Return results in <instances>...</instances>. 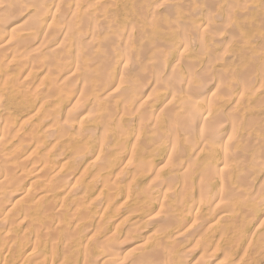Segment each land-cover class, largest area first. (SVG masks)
<instances>
[{"label": "bare ground", "instance_id": "obj_1", "mask_svg": "<svg viewBox=\"0 0 264 264\" xmlns=\"http://www.w3.org/2000/svg\"><path fill=\"white\" fill-rule=\"evenodd\" d=\"M137 1L142 0H0V21L6 16L4 22L3 20L1 22L8 29L3 31L0 22V264H113L119 246L128 244L129 238L134 240L133 238L140 236L142 232H146L147 235L137 243L132 252L133 264H184V261L186 264V260L192 257L196 250L192 251L189 248L183 253L184 250L170 245L166 235L168 229L184 222L187 217L193 216L197 219L204 215L207 199L212 200V196L217 194L223 197L225 194L230 195L237 200L234 218L249 212L256 217L260 205L264 206V196H261L264 194V188L254 194L248 189L249 182L255 179L256 171L260 170V174L264 172L262 153L264 134H237L238 129L232 125L233 122L226 132L227 126L218 124V120L223 117L238 118L239 114L241 118L239 120L248 125L253 118L249 116L245 118V115L256 111L254 108L264 101V94L263 101L258 104L257 95L253 98L247 95L252 90L251 86L246 83L235 84L233 85L235 88H232L227 83L231 77L224 82L226 77L222 79V74L226 70H218L216 65L218 49L216 45L214 46L213 40L206 37L197 41V48L203 50L200 54H206L209 59L207 64L204 63L209 67L204 66L203 72L197 74L196 69L190 68V64L196 65V68L198 63L201 65L203 62L195 63L199 57L197 49L188 57L184 56L189 61H195L193 63L184 61V65L186 64L190 70L185 73L177 70L180 73L177 75L179 77L182 75V80L178 77L179 81L176 80V75L174 78L171 74L170 76L167 74L165 78L166 66L159 67L158 64H155L156 66L152 64L153 74L148 77L149 79L140 78L145 81L142 85L135 75L126 78L127 71L125 69L119 71L121 66L132 64L135 66L131 67L132 69L136 66L141 68L142 61L144 59L148 61L149 54L154 50L149 45H147L149 48H144L143 41L160 39L161 35L165 34L163 28L157 25L149 27V31L141 32L137 25L129 21L128 17L131 15L129 7ZM145 1L143 0V3ZM150 1L153 0H149V13L153 10ZM215 1L218 3L220 0ZM126 4H129V7L125 6ZM212 6L213 11L216 7ZM111 8L113 11H107ZM186 8L189 10L191 6L188 8L186 5ZM200 8L201 11H206L204 17L208 19L205 21L207 24L196 25L202 18L198 19L201 14L195 13L198 9L194 11L193 8L191 11L193 13L189 16L187 14L186 25H189L193 32L198 31L203 36L204 34L206 36L207 31L214 33L220 28L221 22L215 20L208 7L207 10H203L202 6ZM28 9L30 12L33 10V16ZM25 11L29 12V17L15 19L16 15L21 16ZM106 12L107 14L113 12L114 15L120 13V16L110 17ZM141 13L145 14L146 11ZM153 14L156 15V12ZM153 14L150 20L152 22L155 20ZM181 16L183 17L182 14ZM219 16L221 17V13ZM180 19H176L175 22ZM19 20L21 23L11 25ZM224 20L226 24L230 21ZM155 23L156 21L153 25ZM209 24L213 29H217L211 32L212 27L207 26ZM234 25L235 23L232 25L233 29ZM136 27L138 32L140 31L138 36L135 34ZM181 27L180 29H183L186 26ZM206 27H209L208 30ZM189 29L183 33L185 38H178L181 39L180 42L182 41L181 46L185 49L182 53L185 55L189 52L188 35L193 34ZM228 30L227 28L226 31ZM245 31L246 29L244 34L240 31L239 33L245 37ZM126 32L136 43L130 44L133 46L131 50L125 49L120 52L122 42L126 43L129 40L128 35H124ZM214 34L216 35V32ZM123 36H126L127 40H124ZM235 42L240 44L238 41H234V44ZM245 42L247 43L246 40ZM157 44L159 47L161 43ZM227 44L230 43L227 41ZM173 45L171 44V48L177 49L179 44ZM246 45L249 46L250 43ZM158 52L161 56L164 55L161 50ZM48 55L53 57L52 61L50 57L45 58ZM149 64L147 62L146 65L150 67ZM174 67L176 66L174 65L173 69ZM177 71L175 69L174 73ZM32 73L35 77L43 76L39 85L34 84L35 78ZM220 74L221 78L214 82L215 88L218 87L216 92L230 96L231 93L241 92L239 101L235 100L234 106L232 104L229 108L232 110H227L228 114L220 108V116L217 118L223 117L216 119L217 122H214L216 126L210 127L208 123L209 129L207 121L209 122L208 119L211 117H207V120L203 119L205 125L199 128L197 125L199 120L195 119L197 129H194V124V130L191 131L192 124H189L191 118L190 122L188 117L181 118L183 117L181 112L185 110V104L188 102L182 97L183 91L191 88V91L195 90V86L192 87L189 83L199 78L206 80ZM184 76L190 81L187 78L184 81ZM262 79L264 82V76ZM185 82L190 88L187 86L186 89L183 88ZM221 82L227 84L228 88L225 87L227 90L223 88ZM220 86L223 91L218 90ZM262 87L260 88L263 89ZM32 88L34 92L45 89V93L40 97L37 93H32ZM217 94L212 93L211 101H214V105L216 102V105H224L226 94L221 96ZM161 95H171L173 98L164 107L159 106L160 110L152 109L151 106ZM39 97L43 100L40 103L42 107L30 117L31 121L28 123L25 121V124L23 121L22 124L16 125L14 117L20 115L18 111L28 110L36 104L39 106ZM74 97H77L80 103L83 100L91 102L90 113L78 124L73 123L67 112L62 111L63 103H68ZM111 98L115 101H111ZM49 100L55 104L44 109ZM196 102L191 101L192 106ZM187 105L189 106V103ZM225 105L227 107V104ZM212 110L208 112L209 115L214 113ZM37 118L38 120L33 122ZM195 120L192 121L195 123ZM231 120L233 121L232 118ZM41 122L49 125L41 129ZM86 154L96 155L95 161L93 160L94 169L91 170L93 173L88 172L91 165L88 164L87 167L81 165ZM53 156H64L65 159L57 166L54 162L56 158ZM123 160L129 164L128 166L135 165L128 179L123 178L125 175L122 171L116 170L117 174L113 175V169L118 167L116 163ZM158 162L161 165L156 166ZM65 173L67 174L64 175ZM251 177L253 178L250 179ZM67 178L71 180L70 183L65 182ZM112 183L114 185L111 188ZM208 205L206 203V206ZM230 211L229 214L233 213ZM133 218L138 219L135 229L122 238H116L117 230L114 223L121 225ZM154 219H157V224L153 223ZM218 220L217 224L214 222L207 224L208 241L204 247L200 246L202 248L199 251L201 253L199 259L207 257L213 250L215 254L222 252V257L216 264H246L251 257L264 260L262 234L255 238L257 246L250 248L251 241L248 243L249 246L242 243L237 224L218 225L224 222L223 215ZM149 222L154 226H150L152 223ZM262 224L264 219L261 221ZM147 225L152 227L151 231L147 230ZM194 248L198 249L196 246ZM235 256L238 259L235 260ZM247 264L252 263L248 261Z\"/></svg>", "mask_w": 264, "mask_h": 264}, {"label": "rangeland", "instance_id": "obj_2", "mask_svg": "<svg viewBox=\"0 0 264 264\" xmlns=\"http://www.w3.org/2000/svg\"><path fill=\"white\" fill-rule=\"evenodd\" d=\"M226 0H220L218 3L215 1V0H153V1H150V3H151V7L153 8V10L149 13V0H146L144 3H143V0L142 1H137V2H135V4L134 5H130V7H129V4H126L125 6H127V7H129V9H130V12H131V15L128 17V19H129V21L131 20V23H133V24H135V26L137 25L138 26V29H140V31L141 32H145V31H149V27H154V26H159L160 28H163V33H165L164 35H161V38L160 39H155V40H149V39H145V41H143V43L145 44L144 45V48L145 47H147V48H149L147 45H149L150 46V48L151 49H154L153 50V52L152 53H150L149 54V60L148 61H146V59H144V61H142L141 63L143 64L142 65V67L141 68H138L137 66H136V68H133L134 69V71H133V69L131 68V67H135V66H132V64H130V65H126V66H121L122 68H120V72H122L123 71V69H125V71H127V73L125 72V76H126V78H130V77H132L133 75H135L136 76V79L137 80H140L141 82H140V84L142 85L145 81V79H147L148 77H150L153 73H152V64L154 65V66H156L157 64V66H159V65H161V66H166L165 68H166V70H165V73H164V76H165V78H166V76H167V74H168V76H170L169 74H171V75H173L174 76V78H175V75H176V80L179 78L180 80H182V75L179 77L178 75H180V73L177 71V70H181L183 73H185V72H187V70L189 69V67L185 64L184 65V61L185 60H188V59H185L186 57H188V55H190L194 50H197L196 52H199V57H198V59L197 60H190L191 61V63H193V62H195V63H197L198 61H203V62H201V65L199 64H197V67L195 68V66L196 65H194V64H192V66L194 65V67H192L191 66V64H190V68H194V69H196L197 71H196V73L197 74H199V72H203V68H204V66H206L204 63L206 62V64H207V62L209 61V59L207 58V55L206 54H200V52H203V50L201 49V48H197V41L198 40H201V39H203L204 37H206V39H212L213 40V42H214V46L216 45V47H217V49H218V54H217V57L218 58H216V57H214V58H216V60H217V68H218V70H223V69H225L227 72H228V74H227V72L225 71L224 72V74H222V79L223 78H225L223 81L225 82V80H228V77H231V79H229L228 80V84L230 85V86H232V88H235V86H233V85H237V84H247L248 86H251L252 87V90L251 91H249L248 92V97L249 98H253L255 95H257V97H258V100H259V102H258V104L260 103V101H263V94H264V82H263V76H264V38L262 39V37H264V10H263V5H264V0H258V2H256L257 0H227L226 2H225ZM235 1H237V2H235ZM244 1V2H243ZM207 2V3H206ZM211 2V3H210ZM241 2H243V3H241ZM263 2V4H261ZM178 3H181V4H178ZM209 3V4H208ZM223 3V4H222ZM232 3V4H231ZM144 4V5H143ZM176 4V5H175ZM178 4V5H177ZM219 4V5H218ZM175 5V6H174ZM184 5V6H183ZM186 5H188V8L191 6V8H189V10L186 8ZM212 5H214L218 10L216 11V8H213V11H215V13H212L213 11H212ZM221 5V6H220ZM222 5H223V7H222ZM235 5V6H234ZM174 6V7H173ZM183 6V7H182ZM203 7V10H207V7L209 8V10H210V12H211V14L212 15H214L215 16V20H217L219 23L221 22V24L219 25V27L220 28H218V30H216V31H214V33L216 32V35L212 32V30H214V29H217V28H214L213 29V27L211 26V24H209V25H207V26H210V28H211V32L213 33H210L209 31H207L206 32V36H205V34H204V36L201 38L200 36V34H199V32L197 31V32H193L192 31V28L189 26V25H186L187 23V20H186V18L189 16V14L191 15V13H193V12H191V11H193V8H194V11H196L197 9H198V11H196L195 13H198L199 15H200V17L198 18V19H201V20H199L200 22L198 23V24H196L197 26L200 24V26H202V24L203 25H205V24H207L205 21L206 20H208V19H206V17H204V15H205V12L206 11H201V9L202 8H200L199 9V7ZM207 6V7H206ZM211 8H210V7ZM220 6V7H219ZM227 6V7H226ZM260 8H259V7ZM146 7V8H145ZM204 7H206V8H204ZM182 8H185V9H182ZM219 8H221V10H222V12H223V14H222V12H221V10L219 9ZM234 8V9H233ZM178 9H180V12L178 13ZM192 9V10H191ZM215 9V10H214ZM224 9V10H223ZM220 10V11H219ZM28 11L30 12V9H28ZM28 11H25V12H23V14L20 16H18V15H16V17H15V19H19V17H20V19L22 20V19H24V18H27V17H29L28 16ZM33 10L31 9V12H30V14H31V16H33L34 15V12H32ZM107 11H113V9L111 8V9H108ZM144 11H146V15L145 14H143V13H141V12H144ZM173 11H176V13L175 12H173ZM228 11V12H227ZM154 12H156V15L155 14H153ZM183 12V13H182ZM200 12H202V13H200ZM228 14H227V13ZM232 12V13H231ZM183 15V17L181 16V14ZM218 13V14H217ZM219 13H221V17L219 16ZM230 13V14H229ZM17 14H19V13H17ZM25 14V15H24ZM106 14H107V12H106ZM110 14V15H109ZM112 14V15H111ZM151 14H153V15H155L154 17H155V20H154V22L156 21V23L153 25V23L154 22H152V21H150L151 20V18H152V15ZM172 14H173V16H174V14H175V16L173 17L172 16ZM179 14V15H178ZM187 14H188V16H187ZM217 14V15H216ZM226 14H227V16H226ZM233 14V15H232ZM242 14V15H241ZM24 15V16H23ZM27 15V16H26ZM112 16V17H115L116 16V18H119L118 16H120V13H115V15L113 14V12H109L108 14H107V16ZM14 16L15 15H13V19H14ZM182 17L181 19L179 18V17ZM226 18H225V17ZM165 18H167L168 20H164ZM171 18V19H170ZM230 18V19H229ZM4 19H6V16L5 17H3L2 18V22H4ZM173 19H174V21H173ZM179 20L180 19V21H177V22H175V20ZM224 19H226V20H230L229 22H227V24H228V26H226L227 24H226V21L224 20ZM21 20H19V21H17V22H15V23H13V24H11L12 26L14 25V24H16L17 25V23L19 24V23H21ZM31 20V19H30ZM33 20H34V17H33ZM0 21V22H1ZM100 21L102 22L103 20H101V18H100ZM171 23H170V22ZM235 21V22H234ZM236 21H238L239 23V25L241 26H239L240 27V29H246V31H245V33L248 35H246L245 34V37H247V38H245L244 37V35H242V34H244V30H240L239 29V27H238V24L236 23ZM263 21V22H262ZM1 22V26H2V29L4 28V30L3 31H6V30H8L7 29V27L5 26H3V23ZM173 22V23H172ZM174 22L176 23V24H174ZM178 22H180V23H178ZM209 22V21H208ZM235 23V25H234V29L237 31L236 33H235V30L233 29V24ZM241 22H243V23H241ZM224 23H225V26H226V28H224L225 26H224ZM246 24V27H245V24ZM261 23V24H260ZM171 24V25H170ZM152 25V26H151ZM162 25V26H161ZM164 25H166L165 26V28H164ZM176 25V26H175ZM183 25V26H182ZM261 25V26H260ZM15 26V25H14ZM170 26V27H169ZM184 27V26H188V28L186 29V27H184L183 29L185 30L186 29V31H184L183 29H180V27ZM255 26V27H254ZM168 27V28H167ZM175 27V28H174ZM181 27V28H182ZM230 27V28H229ZM236 27H238V29L236 28ZM263 27V28H262ZM189 28H191V29H189ZM207 28V27H206ZM209 28V27H208ZM208 28H207V30H208ZM223 28H224V30H223ZM229 29L228 31H226V29ZM138 29H137V27L135 28V34H137V36H138V33H140V31L138 32ZM189 29V31H192L191 33H193V34H191L190 36L188 35V39H187V41L189 42V44H187L186 46H187V52L189 53H187L186 55L184 54V53H182V51H184L185 49L181 46L182 45V41L180 42V40L181 39H178L179 37L180 38H185L184 37V34L183 33H185V32H187V30ZM257 29V30H256ZM181 30V31H180ZM234 30V31H233ZM180 31V32H179ZM221 31V32H220ZM225 31H226V33H225ZM233 31V32H232ZM239 31L242 33V34H240L239 33ZM182 32V33H181ZM201 32V31H200ZM178 33H180V34H178ZM209 33V34H208ZM221 34V36H220V34ZM224 33V34H223ZM238 33V34H237ZM128 35L127 36V38L129 37V34H128V32H126V33H124V35ZM182 34V35H181ZM230 34H232V36L230 35ZM186 35V34H185ZM200 35V36H199ZM209 35V36H208ZM215 35V36H214ZM223 35V36H222ZM233 37V39H231V37ZM238 35H241V36H238ZM182 36V37H181ZM219 36V37H218ZM225 36V37H224ZM125 39L124 40H127L126 39V36H123ZM131 37V36H130ZM128 38L129 40H127L128 41V43H127V41H126V43H125V41H123L122 42V44H121V46H120V52H123L125 49H127V50H131L132 48H133V46L132 45H130L131 43L133 44V43H136L135 42V40H133L134 38ZM240 37V38H239ZM244 37V39L247 41V43H248V45H249V43H250V47L249 46H247L246 44V42H245V40L243 39L242 41H241V39ZM177 40H176V39ZM217 38V39H216ZM221 38V39H220ZM236 38V39H235ZM237 38L241 41H239V40H237ZM136 39H139L138 37H136ZM173 39V40H172ZM214 39H216V40H214ZM224 39V40H223ZM229 39V40H228ZM172 40V41H171ZM175 40H176V42H175ZM179 40V41H178ZM184 40V39H183ZM222 40V41H221ZM226 40V41H225ZM157 41V42H156ZM194 41V42H193ZM227 41H228V43H230L229 45L227 44ZM234 41H238V42H240V44L239 43H237V42H235V44H234ZM244 41V42H243ZM177 42H178V44L180 45H178L177 44ZM139 43V42H138ZM154 43V44H153ZM157 43H161L160 45H159V47L157 46L158 44ZM176 44V45H178V48L177 49H175L176 47H173V48H171V44L173 45V44ZM196 43V44H195ZM224 43V44H223ZM124 44V45H123ZM152 44H153V46H152ZM174 44V45H175ZM126 45V46H125ZM166 45V46H165ZM167 45H169V46H167ZM173 45V46H174ZM228 47H227V46ZM245 47H244V46ZM122 46H124L123 47V49H122ZM224 46V47H223ZM225 46H226V48L227 49H225ZM247 46V47H246ZM127 47V48H126ZM153 47V48H152ZM164 47V48H163ZM167 47V48H166ZM169 47V48H168ZM160 48V49H159ZM225 50H227V51H225ZM156 49V50H155ZM199 49H201V50H199ZM224 51H223V50ZM228 49H229V51H228ZM119 50V49H118ZM117 50V51H118ZM137 50V49H136ZM161 50V53L163 54L164 53V55H160V53L158 52V51H160ZM222 51V53L220 54V52ZM232 50V51H231ZM243 50H245L246 52L244 53V51ZM163 51V52H162ZM180 51H181V53H180ZM243 51V52H242ZM156 52V53H155ZM167 52V53H166ZM225 52V54H223ZM228 52V53H227ZM241 52V53H240ZM139 54H140V52H138ZM156 55H155V54ZM159 53V54H158ZM227 53V54H226ZM125 54V53H124ZM180 54V55H179ZM229 54H230V56H229ZM62 55H64V54H62ZM158 55H160V56H158ZM205 55V56H204ZM224 55V56H223ZM156 56H158V57H156ZM164 56H165V58H164ZM179 56V57H178ZM184 56H186V57H184ZM234 56V57H233ZM50 57V60H51V58H53L51 55H48V56H45V58L46 59H48V58ZM151 57V58H150ZM160 57H161V59H160ZM220 57H223V58H221L220 59ZM206 58V59H205ZM227 58V59H226ZM140 59H141V57H140ZM158 59H160V61L158 60ZM218 59H220V60H218ZM39 60V59H38ZM42 60V59H41ZM115 60V59H114ZM142 60V59H141ZM140 60V61H141ZM164 62H163V61ZM206 60V61H205ZM214 60V59H213ZM235 60H237V61H235ZM44 61V60H43ZM52 61V60H51ZM150 61V62H149ZM189 61V60H188ZM189 61V62H190ZM211 61V60H210ZM41 62V61H40ZM146 62V63H145ZM147 62H148V64L149 65H151L150 67L148 66V65H146L147 64ZM158 62H160V63H158ZM163 63V64H162ZM174 63V64H173ZM214 63V62H213ZM156 64V65H155ZM170 65H171V68H170ZM176 66V67H178V68H176V67H174V69H173V66ZM113 66H115V64H113ZM144 66V67H143ZM212 66V65H211ZM129 67V68H128ZM149 67V68H148ZM160 67V66H159ZM206 67H209V66H206ZM47 68H49V67H47ZM47 68H46V70H47ZM220 68V69H219ZM136 69V70H135ZM148 69H149V71H148ZM175 69H176V74L174 73V71H175ZM202 69V70H201ZM206 69V68H205ZM169 70V71H168ZM190 70V69H189ZM199 70V71H198ZM201 70V71H200ZM75 71H76V69H75ZM74 71V72H75ZM131 71H133V72H131ZM147 71H148V73H147ZM151 71V72H150ZM180 71V72H181ZM205 71V70H204ZM120 72H118V74H120ZM150 72V73H149ZM168 72H170V73H168ZM173 74H172V73ZM243 73V74H240V73ZM177 73H179L178 75H177ZM140 74H142V75H140ZM146 74V75H145ZM201 74V73H200ZM221 74L220 75H215V76H213V78H212V76L210 77V78H208V79H202V78H199L197 81L195 80V82H191V83H189V85L191 86V84H192V87L193 86H195V90H192L191 91V89H188L187 91H183V93H182V97H184V99L186 100H184L185 102H187V104L189 103V106H191L190 107V110L191 109H194L193 111L191 110H188L189 108V106L187 105V104H185V102H184V104L186 105L185 107L187 108H185V110L184 111H182L181 112V114L183 115V117H181L182 119L184 118V119H186L187 117V119L189 120L190 118V120H191V122H190V120L188 121V122H190L189 124H192V125H190V127L192 128H190L191 129V131H193L194 129L196 130L197 128V126H196V120H199L198 122H197V125L199 126V128L200 127H202L201 125H205L204 124V120L203 119H206L207 117H211V119H208L209 120V122L207 121V127H208V123H209V125H210V127L211 126H216V124L214 123V122H217V120L219 119V118H222V117H219V118H217L218 117V115L220 116V112H221V110H220V108L221 109H223L224 110V112H225V114H228L229 113V111H231L232 110V108H231V110L229 109L230 107H231V105L232 106H234V102H235V100L238 102L239 101V97H240V95L242 94L241 92L238 94V92L237 93H231V96L230 95H227L226 93H220V92H216L217 91V88H215V86H214V82H215V80L217 79V80H219L218 78H221ZM32 75H34V73H32ZM65 75V74H64ZM143 75L144 76H146V77H143ZM261 75H263L262 77H260ZM41 75H38V77H35V75H34V78H35V82H34V84L36 85H39L42 81H41V79L43 78V76H41ZM200 76V75H199ZM225 76V77H224ZM258 76V77H257ZM178 77V78H177ZM256 77V78H255ZM142 78H144V80H141ZM168 78V77H167ZM184 81L186 80V76H184ZM196 78H198V77H196ZM214 79L213 81H212V79ZM149 79V78H148ZM179 79H178V81H179ZM257 79V80H256ZM259 79L260 80H262L261 82L259 81ZM43 80V79H42ZM187 80H189V78H187ZM207 80H208V82H210L211 81V83H208L207 82ZM221 80V79H220ZM256 80V81H255ZM143 81V82H142ZM190 81V80H189ZM188 81V82H189ZM203 81H205V82H203ZM259 81V82H258ZM263 82V84H261ZM47 83H49V82H47ZM205 83V84H204ZM259 83H260V85H259ZM33 84V85H34ZM186 84V85H185ZM185 84L183 83V88L185 87V86H187V88L189 87L190 88V86L188 85V83L187 82H185ZM197 84V85H196ZM225 83H222L221 82V85L223 86ZM258 84V88L256 87V85ZM206 85V86H205ZM208 85V86H207ZM197 86H201V88H197ZM222 86H220V89H218L219 91H223V89L221 90V88H222ZM261 86H263L262 88L263 89H261L260 87ZM36 87V86H35ZM214 87V88H213ZM225 87H227L228 88V86H227V84L226 85H224V87L223 88H225ZM255 87H256V89H255ZM33 88H34V86H33ZM32 88V93H37L38 95H40V97H42V95L45 93V89H43V91H41L42 89H40L39 90V92L38 91H35L34 92V89ZM40 88H42V87H40ZM110 88V87H109ZM184 89H186V87L184 88ZM194 89V88H193ZM203 89V90H202ZM206 89V90H205ZM211 89V90H210ZM226 89V88H225ZM108 90V89H107ZM201 90V91H200ZM227 90V89H226ZM165 90L163 89L162 90V92H164ZM225 91V90H224ZM263 92V93H261V92ZM40 92H42V94L40 93ZM189 92V93H188ZM195 92H197V94H199L198 96H197V94L195 93ZM202 93H204V94H202ZM212 93H218L217 95H219V96H221V95H224V94H226V96H225V98H226V103L225 104H227V107H226V105L224 104H222V105H220V104H218V105H216L217 104V102H216V104L214 105L213 103H214V101L212 100L211 101V95H212ZM220 93V94H219ZM104 94V93H103ZM177 94V93H176ZM237 94H238V96H237ZM172 95V94H171ZM171 95H166V96H164V95H161L159 98H157V102L153 105V106H151V108L153 109V108H158V110H160V107L159 106H161V108L162 107H164V105H166V104H169V102L172 100V98H173V96H171ZM117 96V95H116ZM189 96H191V98H188ZM237 96V97H236ZM39 97V98H40ZM165 97V98H164ZM167 97V98H166ZM198 97H199V99H198ZM230 97V98H229ZM260 97V98H259ZM196 100H195V99ZM223 98H224V96H223ZM224 98V99H225ZM191 99V100H190ZM194 99V100H193ZM238 99V100H237ZM111 101H113L114 99L113 98H111L110 99ZM232 100V101H231ZM41 101H43L42 100V98H40V100H39V102H38V104H39V106H36L35 105V107H33V108H30V109H28V110H21V111H18L19 112V116L18 117H14V119H15V124L16 125H18V124H22V122L24 121V124L27 122H30L31 121V119H30V117L31 116H33L35 113H36V111L38 110V109H40L42 106H41ZM115 101V100H114ZM191 101H192V103L193 102H196V103H194L193 104V106H195L194 108H193V106H192V103H191ZM76 102H78V100H77V97H74L73 99H71L68 103H63L64 104V107L62 108V111L64 112V113H66V114H68V116H70V119L73 121V123H75V124H78L79 122H80V120H82L83 119V117L84 116H86V115H88L89 113H90V110H91V102L90 101H81V103L80 102H78L77 104H75ZM162 102V103H161ZM168 102V103H167ZM264 102V101H263ZM263 102H261L260 103V105H257L256 106V108H254V110H256V111H254L252 114L250 113V115L248 114H246L245 115V118H247V116H249L250 118L252 117L253 119H251V121H250V123H253V125H251L250 123H248V125L247 124H245V122H242V120H239V119H241V118H239V114H237L238 115V118L237 117H230V119L228 118V119H226V117H223L222 119H224V120H226L225 122H224V120H222L223 121V124H222V121L221 120H218V124L219 123H221V124H219V125H226L227 126V129H226V132L229 130V126L231 125L230 123L231 122H233L234 124H232V125H234V126H237V127H235V128H237L238 129V131H236V133L237 134H264V103ZM179 103H181V101L179 102ZM183 103V102H182ZM231 103V104H230ZM263 103V104H262ZM55 104V102H52V100H49V103L47 104V106H45V108L44 109H48V108H50V107H52L53 105ZM191 104V105H190ZM206 104V105H205ZM210 105V106H208V107H210V108H208L207 107V105ZM212 104V105H211ZM219 106V107H218ZM217 107H218V109H217ZM236 107H238V106H236ZM150 108V109H151ZM197 108V109H196ZM215 108V109H214ZM260 108V109H259ZM207 109H209V110H207ZM212 109H214V110H212ZM217 109V110H216ZM263 109V110H262ZM203 110V111H202ZM210 110H212V112H214V113H211L210 115H209V113L208 112H210ZM216 110V111H215ZM227 110H229V111H227ZM185 111H189V113H187V112H185ZM220 111V112H219ZM191 112H192V115H191ZM199 112V113H198ZM200 112H202V113H200ZM218 113V114H217ZM188 114V115H187ZM190 114V115H189ZM194 114L197 116H194ZM217 114V115H216ZM187 115V116H186ZM205 115V116H204ZM236 115V116H237ZM190 116V117H189ZM204 116V117H203ZM214 117V118H213ZM180 118V119H181ZM194 118V119H193ZM231 118L233 119V121L231 120ZM30 119V120H29ZM182 119H181V121H182ZM196 119V120H195ZM217 119V120H216ZM249 119V118H248ZM255 119V120H254ZM257 119V120H256ZM259 119V120H258ZM16 120H18L17 122H16ZM38 120V118L36 119V120H34L33 122H36ZM192 120H195V123H194V121H192ZM207 120V119H206ZM206 120H205V122H206ZM230 120V121H229ZM26 121V122H25ZM220 121V122H219ZM186 122H187V120H186ZM187 122V123H188ZM213 123H214V125H213ZM258 123V124H257ZM43 124V125H42ZM194 124H195V128L193 127L194 126ZM40 125H41V129H44L46 126H48L49 125V123H46V122H41L40 123ZM186 125V124H185ZM247 125V126H246ZM251 125V126H250ZM261 125V126H260ZM244 126H246V127H250V128H246V127H244ZM256 126V127H255ZM239 127V128H238ZM244 127V128H243ZM259 127V128H258ZM261 127V128H260ZM194 128V129H193ZM209 128V127H208ZM241 128V129H240ZM242 128H243V130H242ZM210 129V128H209ZM247 131H246V130ZM259 129V130H258ZM240 130H241V132H240ZM260 130H262V131H260ZM198 131V130H197ZM244 131V132H243ZM224 132H225V130H224ZM224 132H222V133H224ZM243 139H245V138H243ZM247 142H249L248 140H247ZM234 151V150H233ZM91 153V152H90ZM262 153H264V151H262ZM53 158L55 159V163L57 164V166H59L60 165V163H62L63 162V160L65 159V157L64 156H60V157H58V156H53ZM95 159H96V155H87L86 154V158H85V161H83V164H81L82 165V167H87L88 166V164L89 165H91L90 166V168H88L89 170H88V172L89 173H93V172H91V170L92 169H94V163L95 162H93V160L95 161ZM120 163V164H119ZM117 165L116 166H118L117 168L115 167L114 169H113V175L116 173L117 174V171L118 172H120V171H122V173L125 175L124 177H123V175H120L121 177H123V178H125V179H128L131 175H132V172H133V169H134V167H135V165L133 166L132 164L130 165V166H128L129 164H126L125 163V161L123 160V161H118L117 163H116ZM119 164V165H118ZM163 164V163H162ZM157 165H161V164H159V162L158 163H156V166ZM120 167V169L118 170V168ZM123 170H122V169ZM56 169H58V167L56 168ZM117 170V171H116ZM124 171V172H123ZM126 173V174H125ZM261 172H260V170H258V171H256V173H255V179L253 180V181H250L249 182V185H250V187H248V189H250V191H251V193L252 194H254V192H256V191H258L259 189H263L264 188V172H262V174H260ZM67 173H65L64 175H66ZM90 177V176H89ZM127 177V178H126ZM253 177H251L250 179H252ZM88 179V178H87ZM65 182H68V183H70L71 182V180L69 179V178H67L66 180H65ZM254 184V185H253ZM113 185H114V183H112L111 184V188L113 187ZM263 185V186H262ZM252 186H253V188H252ZM262 186V187H261ZM62 195V194H61ZM225 196H226V194H225ZM224 196V197H225ZM230 195H227L226 196V198H224L223 197V195L221 196L220 194L218 195H213L212 196V200H211V198H209V199H207L206 201H205V212H204V215H201V216H199V218H194L193 216H191L190 218L189 217H187L185 220H184V222H180V223H178V224H175L173 227H171V229H168V235H166V239H167V237H168V239H167V241L170 243V245H172V246H174V247H176L177 246V248L179 249V250H184L183 251V253L185 252V250L186 249H192V251L193 250H196V253H192V257H190L189 259H187L186 261H187V263L186 264H216L217 262L216 261H219L220 260V258L222 257V252H217L216 254L214 253V251L212 250L210 253H209V255L207 256V257H204V258H202V259H199V256L201 255V253L199 252L200 250H201V248L202 247H204L205 246V242L206 241H208V237H207V233L209 232L208 230H206V228H207V226L209 225V224H212L213 222L214 223H216L217 221H219L218 219H219V217H221V215H223V217L225 218V220H224V222L223 223H219L218 225H222V224H224V225H228V226H231L232 224H237L238 226H239V236L243 239L242 240V243L246 246V245H248V243L251 241V243H250V248H252V247H256L257 245H256V243L254 242L255 241V238L256 237H260V234H262V239L264 240V224H262L261 225V221L264 219V206H261L260 205V207H259V210H258V214H257V216L256 217H253V214L251 215V213L249 212V213H245L244 215L242 214L240 217H236V218H234L235 216H236V214H235V209H234V206H235V204L237 203V200L235 201V199H233V198H231V196L229 197ZM261 196H264V194L262 193L261 194ZM214 197H216V198H214ZM210 200H211V202H210ZM263 201H264V197H263ZM206 203H207V205L208 206H206ZM211 204V205H210ZM213 204V205H212ZM216 208H215V207ZM229 206H230V208H231V210L233 211V213H231L232 211H230L229 209ZM209 207V208H208ZM210 207H212L211 209H210ZM208 208V209H207ZM213 209H215L214 211H213ZM211 211L212 213L210 214L209 213V211ZM230 211V213L231 214H229L228 212ZM208 211V212H207ZM223 213V214H222ZM156 214H157V212H156ZM210 214V215H209ZM229 214V215H228ZM226 217H229V218H226ZM243 218V219H242ZM242 219V220H241ZM157 219H154V224L156 223H158V221H156ZM241 220V221H240ZM183 221V220H182ZM126 222V221H125ZM125 222H123V224H121V225H117V223H114V227H116V230H117V236H116V238H122L124 235H126V234H129V233H131L132 231H133V229H135V227H136V225L138 224V219H135V218H133V219H128L127 220V222L125 223ZM152 222H149V223H152ZM152 223V224H153ZM150 225V226H154V224L153 225ZM160 224V223H159ZM208 224V225H207ZM217 224V223H216ZM148 226V225H147ZM150 226H148L147 227V230L148 231H151V229L150 228H152V227H150ZM242 226V227H241ZM243 229V230H242ZM207 231V232H206ZM262 231V232H261ZM131 235V234H130ZM145 235H147V233L146 232H142V234L140 235V236H137V237H135V238H133L134 240H132V238H129V242H128V244H125V245H123V246H119V248H118V246H117V256H116V258H115V260L112 262L113 264H133V262H134V255L132 254V252L134 251V248H135V246L137 245V243L138 242H141V240L145 237ZM238 236V237H239ZM131 239V240H130ZM253 242V243H252ZM204 243V244H203ZM204 245V246H203ZM196 246V248H198V249H195L194 247ZM200 246H202V247H200ZM249 246V245H248ZM247 246V247H248ZM193 247V248H192ZM185 254H182V256H184ZM238 257H241V255L239 256V255H237ZM237 256H235V260L236 259H238V257ZM205 259V260H204ZM200 260V261H199ZM254 260L256 261V263H254ZM260 260L261 259H255V258H253V257H251L250 258V260H248L249 261V263H252V264H264V260H261V262H260ZM196 261H199V262H196ZM247 261V262H248ZM259 261V262H258ZM247 262H245L246 264H247ZM184 264H185V261H184Z\"/></svg>", "mask_w": 264, "mask_h": 264}]
</instances>
